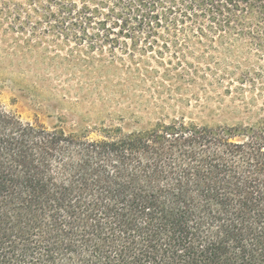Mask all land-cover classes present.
I'll use <instances>...</instances> for the list:
<instances>
[{
	"label": "trees",
	"instance_id": "trees-1",
	"mask_svg": "<svg viewBox=\"0 0 264 264\" xmlns=\"http://www.w3.org/2000/svg\"><path fill=\"white\" fill-rule=\"evenodd\" d=\"M37 1L35 31L91 58L186 70L217 50L264 83V0ZM0 264H264V122L91 137L0 105Z\"/></svg>",
	"mask_w": 264,
	"mask_h": 264
},
{
	"label": "rangeland",
	"instance_id": "rangeland-1",
	"mask_svg": "<svg viewBox=\"0 0 264 264\" xmlns=\"http://www.w3.org/2000/svg\"><path fill=\"white\" fill-rule=\"evenodd\" d=\"M38 4L0 0V105L24 122L71 134L88 130L91 137L100 127L145 131L179 119L230 128L264 122V83L240 84V74L248 69L238 68L242 59L233 63L217 50L204 57L190 54L185 61L193 67L183 70L155 60L131 66L91 58L68 44L60 46L46 26L35 31ZM16 9L19 21L11 15ZM28 14L29 24L22 23Z\"/></svg>",
	"mask_w": 264,
	"mask_h": 264
}]
</instances>
